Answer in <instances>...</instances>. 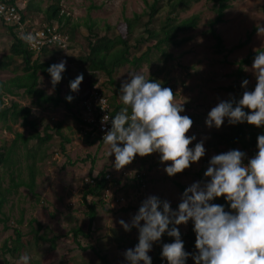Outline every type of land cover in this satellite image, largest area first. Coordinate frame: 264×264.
<instances>
[{"label": "rangeland", "instance_id": "374dc122", "mask_svg": "<svg viewBox=\"0 0 264 264\" xmlns=\"http://www.w3.org/2000/svg\"><path fill=\"white\" fill-rule=\"evenodd\" d=\"M145 1L151 0H60V8L69 17L70 22L77 23L79 26L73 30L67 28L61 30L68 36L69 45L67 50L56 56L55 60L57 63L61 59L66 60V70L52 94L58 90L64 98L67 95L73 96L71 102L64 101L72 111L62 106V108L55 109L49 107L47 110L38 112L35 109L37 106L34 98L25 95L23 91H18L15 96L5 95L2 98L4 106L13 101L21 107L30 108L31 117L39 123L40 132L46 124L54 126L60 123V132L65 140L53 133L52 138L43 146L46 158L38 165L39 173L34 193L32 194L25 187H20L17 194L10 196L7 204L1 208L7 221L0 223V260L3 256V244L6 242L10 245L15 239L14 231L18 230L22 236L21 241L24 243L19 257L28 254L33 260L32 264H36V261L39 264H101L94 253L95 250L106 256L109 264H126L123 253L138 242V231L133 228L125 232L117 221L123 219L129 222L131 216L138 210L141 201L149 195L169 201L171 208L176 209L183 190L193 182L204 181L200 180L198 173L201 172V176L203 175L202 170L207 168L209 159L213 155L227 152L223 146H207L214 132L223 131L228 127L227 120L225 119L219 129L207 128L204 121L212 107L219 101L227 100L234 95L233 92L226 91L224 88L240 84L234 75H228L235 72L236 66L233 63L239 61L250 51L264 48V32H259V29L264 27V11L262 10L264 0L231 2L230 8L224 12V21L215 26L226 49L222 53L215 52V41L207 33L208 22L215 16L213 4L209 0H198L190 9L180 14L181 17H187L198 13L201 19L195 30L186 33L190 37L187 43L177 49L169 50L173 54V59L165 61L160 56H153L148 63H143L139 68L129 65L122 66L117 69L112 84L101 73L91 72L78 63V58L88 53L86 40L88 30L84 26L86 20L90 19L89 23H94V32L99 36L125 35L122 12L127 17H131L133 13H141L145 8ZM16 3L22 7L25 6L24 0H16ZM48 4L49 2L43 0L40 4L41 9H45ZM27 18L26 21L31 28H39L47 24L42 12L29 13ZM106 25L112 28L107 30ZM53 26H57L55 22ZM253 28L256 30L250 42L242 48H234ZM11 43L12 38L6 27L0 26V59L9 54ZM224 58L227 60L226 63L222 61ZM251 65L244 69L246 79L249 81L247 85L249 91L255 85ZM147 68L150 80L161 82L162 87L172 85L177 99L185 101L183 104L185 111L181 115H188L193 121L185 135L196 136V140L189 147H193L201 139L204 140L205 155L198 162L191 163L189 168L172 177L167 176L163 171L164 166L171 162L166 161L162 164L158 153L144 157L135 156L130 164L119 171L115 170L114 156L107 158V145L102 141L88 144L85 135L81 132L79 121L73 117L78 108V99L96 83L106 90L109 97L115 95L114 103L122 104L119 99L121 80L126 77L127 72L131 71H139L146 75ZM21 72V60L17 59L15 65L6 70H0V81H7L15 73L20 74ZM78 74H83V80L79 85V91L72 92L69 83ZM40 78L38 86L49 94V89L52 87L51 78L45 76H40ZM50 115H53L57 122H51ZM4 124L0 120V149L12 141L14 132L25 136L29 134V130L18 122L16 124L7 122L12 132L6 130ZM33 143L34 141L31 140L29 145ZM61 145L64 146L63 151ZM22 151L20 147L18 154L21 155ZM20 163L21 177L26 179L27 173L23 166L22 155ZM134 171L144 174L145 187L138 189L130 180L128 172ZM105 173H110L111 179L115 181V184L113 183L110 187V192L114 191L113 195H122L126 198V203L125 205L124 203L123 205L112 204L106 202V198L105 203L97 204L95 218L89 224L87 208L82 203L83 192L88 187L84 179ZM2 175V185L7 186L9 183L7 172ZM175 183L182 185L183 190ZM111 205L114 207H110ZM0 217H3L1 213ZM32 219L35 222H32ZM37 224L40 225L37 234H44L48 240L39 241L35 245L33 240L35 234L31 229L36 230ZM77 227L87 233V236L78 235L74 239L71 230ZM177 227L184 241L185 250L195 253V247L188 246L189 237L187 235L192 231L191 221ZM53 238L54 241H51ZM172 239L161 238V244L171 243ZM161 244L154 243L152 250L148 253L152 257V264H166L160 256ZM85 247L86 250H82ZM16 264H22L19 258ZM187 264H194L191 257L187 259Z\"/></svg>", "mask_w": 264, "mask_h": 264}, {"label": "clouds", "instance_id": "9594fccd", "mask_svg": "<svg viewBox=\"0 0 264 264\" xmlns=\"http://www.w3.org/2000/svg\"><path fill=\"white\" fill-rule=\"evenodd\" d=\"M259 32H264V27ZM21 39L33 46L36 43L32 34H22ZM65 70L63 59L46 69L52 86L49 95ZM251 70L254 88L247 90L249 81L243 79L240 86L245 90L238 100H221L208 111L204 121L207 128L219 129L225 119L229 125L246 122L257 128L264 126V50L256 52ZM82 80L83 74H78L70 81V90L78 92ZM119 93L123 106L111 120L107 114L101 119L102 125H111L102 142L108 147L107 158L114 156L115 170L130 164L135 156L158 153L162 164L171 162L163 171L172 177L205 155L203 139L189 147L196 136L185 135L193 124L188 115H181L185 101L178 100L171 88L150 80L148 68L146 75L127 72ZM72 99L65 96L67 102ZM104 104L101 109L107 110V101ZM203 175L206 180L183 190L176 209L169 201L149 195L129 222L117 221L125 232L133 228L138 231V242L123 253L126 264H152L148 253L154 243L161 244L164 234L173 238L171 243L161 244L160 256L166 264H187L189 257L194 264H264V133L256 137L254 155L248 157L239 149L213 155ZM220 197L225 203H213ZM189 221L195 234V253L185 250L177 227ZM19 260L31 264L28 254Z\"/></svg>", "mask_w": 264, "mask_h": 264}, {"label": "trees", "instance_id": "16d2710c", "mask_svg": "<svg viewBox=\"0 0 264 264\" xmlns=\"http://www.w3.org/2000/svg\"><path fill=\"white\" fill-rule=\"evenodd\" d=\"M9 4H16V0H3ZM43 0H24L25 6H20V13L22 14V20L25 21L28 18L29 13L42 12L44 13L45 21L48 25L52 26L55 22L59 32L63 33L62 28L73 30L79 26L77 23H71L69 17L60 8V0H46L49 2L45 9H41V2ZM198 0H151L145 1V8L141 13H133L131 17H127L122 12V22L125 26V35L117 34L113 37L106 35L99 36L94 32V23L86 20L84 26L88 30L87 49L88 53L78 58V63L84 65L87 70L91 72L101 73L107 78L108 82L112 84L114 82V76L117 69L129 65L134 68H139L143 63H148L153 56H160L165 61L173 59V54L170 49H177L190 40V37L186 33L195 30L200 22V14L194 13L187 17H181L180 14L190 9V7ZM213 4V12L215 16L208 22L207 33L214 39L215 52L222 53L225 51L222 39L216 32L215 26L224 21V12L230 8L231 2L235 0H209ZM18 4V3H17ZM264 11V7H262ZM40 28V27H39ZM107 30L112 27L106 25ZM9 32L12 43L10 44L9 54L0 59V70H6L16 64V60L20 59L22 64V72L9 78L7 81H0V120L5 124V129L12 132V128L7 124L8 121L11 124L17 122L29 130L27 136L14 132V137L8 145H3L0 149V213L3 217H0V223H5L7 220L5 214L1 211V208L7 204L10 196L17 194L20 187L27 188L32 194L34 193L36 186V178L39 173L38 165L46 158V151L43 146L48 140L52 138V134L56 133L63 140L64 137L60 132L61 124L58 123L54 126L46 124L43 131H39V123L35 118L31 117V109L28 107H21L18 103L11 101L7 106L3 105L2 97L5 95L15 96L18 91L31 98H34L36 106L40 110H47L49 107L52 109L57 108L61 103H64L65 98L56 90L54 94L49 95L44 89L38 86L40 76L50 77L46 69L56 62V56L60 54L62 49H57L54 46H44L39 53L30 51L24 40L21 39L12 27H6ZM36 29V28H35ZM256 28L247 32L245 39L239 41L234 48H242L244 45L250 42L253 33ZM65 34V33H63ZM264 48L250 51L239 61L234 62L236 66L235 72L228 75H234L236 80L239 81V85H230L225 87L224 90L233 92L234 95L231 98L238 100L242 93L241 81L246 79L244 72L245 67L252 64L253 58L257 51H262ZM139 53V55H137ZM34 54L36 57L34 58ZM223 62H227L224 58ZM169 87L170 86H167ZM83 97V96H82ZM82 97L78 100L81 101ZM229 99V98H228ZM115 95L110 97V105L113 109V115L115 112L123 106L119 103H114ZM114 103V104H113ZM68 111H72L67 103H64ZM245 111H248L245 109ZM78 113V112H77ZM74 117L79 121L76 114ZM52 122V121H51ZM50 131L52 133H50ZM264 133V126L257 128L253 125H249L246 122L237 125H228V127L220 132H214L212 138L208 140L207 146H220L227 149H239L241 151H248L251 148H256V137L259 134ZM86 137L88 144H94L95 138L91 139ZM33 140L34 143L29 145V142ZM22 147V160L23 166L27 173V178L21 177V155L18 151ZM61 150H64V146L61 145ZM206 168H203L204 173ZM8 175L7 186L2 185V173ZM105 174L96 175V183L92 187H87V190L83 192L82 203L87 208V216L89 224L95 218L97 204L105 203L103 193L108 186L104 178ZM200 180H205L204 175L201 176V172L198 173ZM100 178V179H99ZM131 178V177H129ZM145 179V176H144ZM138 189L141 188V183L137 182L135 178H131ZM115 184V181L111 179L109 185ZM180 189L183 190L182 185L175 183ZM105 200V201H104ZM213 203H225L223 197L217 198ZM226 210H228L226 205ZM32 222H35L32 219ZM38 225V224H37ZM38 228L33 230L35 237L33 238L34 244L37 245L39 241L46 242L48 239L45 235L37 234ZM72 236L74 239L78 235H86L81 228L77 227L72 229ZM15 239L12 240L10 245L6 242L2 246V259L0 264H16L17 259L21 254V249L24 248V243L21 241V233L18 230L14 231ZM189 237L188 246H194L195 234L193 231L187 235ZM56 238V237H55ZM163 239L171 240L166 234L162 235ZM54 241V238L51 239ZM54 243L52 242V246ZM82 250H86L82 248ZM95 255L101 262V264H109L106 256L102 255L99 251L95 250ZM7 256L11 258L8 259ZM33 260H31V264ZM36 264H39L36 261Z\"/></svg>", "mask_w": 264, "mask_h": 264}, {"label": "built area", "instance_id": "2783aa9c", "mask_svg": "<svg viewBox=\"0 0 264 264\" xmlns=\"http://www.w3.org/2000/svg\"><path fill=\"white\" fill-rule=\"evenodd\" d=\"M20 6L16 4H9L3 0H0V26L12 27L14 32L21 37L22 34H32L35 37L36 43L33 46L32 44L26 43L30 51L34 53H39L44 46H54L57 49L67 50L69 45V39L66 34H63L58 31L57 27L48 24L43 25L40 28H31L28 25V21L22 20V14L20 13ZM170 88L174 93V87L171 85ZM104 101H107V110H102L101 108L105 107ZM78 119L81 132L89 138H95L96 141H102L103 134L110 128V123L101 124V119L104 115H109L111 120L113 115V109L110 105V97L106 90L96 83L81 99L79 102L78 109ZM51 120H54L51 118ZM256 152V148H251L248 151H245L248 157H251ZM129 177L135 178L137 182L141 183V187H145L144 174L139 171L128 172ZM132 173V174H130ZM104 178L108 183V186L105 188L103 197L107 198L106 202L112 204H122L126 203V198L122 195L115 194L110 192L109 185L111 181L110 173H105ZM100 179V178H99ZM84 183L92 187L96 183V175L91 176L90 178H85Z\"/></svg>", "mask_w": 264, "mask_h": 264}, {"label": "crops", "instance_id": "0c3cea01", "mask_svg": "<svg viewBox=\"0 0 264 264\" xmlns=\"http://www.w3.org/2000/svg\"><path fill=\"white\" fill-rule=\"evenodd\" d=\"M19 5V4H18ZM20 6V5H19ZM170 85V84H169ZM172 86V85H171ZM173 87V86H172ZM174 95H175V93H174ZM6 96H9V95H6ZM4 97V96H3ZM2 97V98H3ZM62 106H65V104L64 103H61L57 108H62ZM38 112H40L41 110L38 108V107H36L35 108ZM78 109H79V104H78V108H77V111H76V115H77V117H78V114H77V112H78ZM74 117V116H73ZM50 118H54V120H51L52 122H57L56 120V118L53 116V115H50ZM76 119V118H75ZM79 123V122H78Z\"/></svg>", "mask_w": 264, "mask_h": 264}]
</instances>
